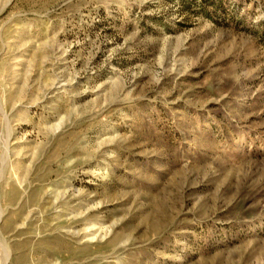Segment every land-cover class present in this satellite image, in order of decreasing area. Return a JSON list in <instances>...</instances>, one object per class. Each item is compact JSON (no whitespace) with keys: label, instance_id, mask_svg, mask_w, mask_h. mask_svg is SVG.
<instances>
[{"label":"rangeland","instance_id":"obj_1","mask_svg":"<svg viewBox=\"0 0 264 264\" xmlns=\"http://www.w3.org/2000/svg\"><path fill=\"white\" fill-rule=\"evenodd\" d=\"M0 264H264V0H0Z\"/></svg>","mask_w":264,"mask_h":264}]
</instances>
